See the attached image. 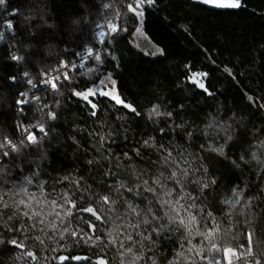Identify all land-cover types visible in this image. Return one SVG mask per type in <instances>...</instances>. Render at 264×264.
<instances>
[{
	"label": "trees",
	"instance_id": "trees-1",
	"mask_svg": "<svg viewBox=\"0 0 264 264\" xmlns=\"http://www.w3.org/2000/svg\"><path fill=\"white\" fill-rule=\"evenodd\" d=\"M129 2L6 0V13L15 12V15L7 19L13 28L5 31L4 39L0 38V137L6 135L18 143L23 135L17 125L41 120V110L44 113L55 111L57 119L48 121L47 116L43 117L41 122L47 121L46 126L54 127L55 131L49 132L42 146L29 145L20 153L0 161L5 168V172L0 173V189L15 191L23 185L29 193L40 198L38 183L44 182V203L37 206L33 202V207L44 214L62 212L53 209L48 202L59 201L64 192L75 200L83 189L84 198L77 201V206H87L95 203L98 195L114 191L112 186L117 183L116 177L104 176L109 168L121 178H127L129 183L132 164L138 171H158L153 163L157 160V153L142 148L140 144L142 139L152 136L166 146L171 144L185 154L192 153L193 167L203 165L208 168L206 174L196 172L190 181L201 176L205 182L216 179L217 183L203 194L195 184L189 183L188 190L200 198L197 201L199 206L206 205L213 211L219 231L212 237V242L221 250L211 248L209 241L198 236L189 244L184 238L186 233L181 234L183 229L171 233L169 240L159 242L152 251H149L147 241L140 249L138 243L124 238L131 229L120 227L116 231L123 223L117 216L126 211L122 201L116 205L118 212L108 213V206H104L100 214L107 213L111 219L102 224L90 214L74 210L63 224L55 215H47L41 217L45 218V223L40 225L37 218L29 220L22 214L28 209L23 206L16 209L12 200H8L9 208L0 217V240L5 241L0 244V264H61L60 256L87 257L93 264L97 258L106 259L107 264H132V254L125 252L129 245L133 246L134 253L139 250L144 254V258L136 260L135 264H152L153 257L156 264H169L170 261L172 264H216L217 260L226 264L223 247L233 248L240 258L232 264H255L256 260L264 264V164L252 158L255 153L264 160V148L260 147V142L264 141V108L260 107L264 104V0H242L246 6L236 11H216L189 0H156L151 9L144 8L142 31L145 40L154 49H162L163 55H152L151 51H145L146 44L137 43L133 33L140 21L127 11ZM117 12L121 14L119 19H116ZM5 18L0 14V33ZM110 21L127 31L104 38L110 55H100L102 63L91 59L83 69L69 74L71 81L62 78L58 84L59 92L41 87L42 73H50L62 60H69L87 46L96 47L99 43L97 29H109ZM13 56L23 59L15 61ZM185 65H190L192 71L208 73L203 82L213 95L205 94L187 80L190 72ZM225 68L231 70V75ZM25 72L29 73L28 77L24 76ZM107 74L116 80V90L141 112L140 117L114 106L108 98H99L100 111L92 117L90 107L72 95L73 88L83 91ZM29 78L36 87L28 84ZM21 92L28 93L26 98L30 100L22 106L16 103L17 99H24L19 96ZM248 96L255 102H250ZM34 97L39 100L31 102ZM57 101L58 108L55 107ZM45 104L51 109L44 108ZM153 104H160L162 111H172L175 123L166 122L163 117L155 122L147 119L144 113ZM20 107L23 112L18 110ZM176 124H184V128H176ZM209 124L213 127L208 128ZM169 125L175 131L168 133ZM161 127L166 132L163 137L157 131ZM79 129L101 133L111 130L115 139L111 144L113 159H104L108 154L88 136L87 131ZM187 131H192L190 138H186ZM228 134L233 138L227 143V158L202 151L199 147L204 145L207 148L209 143L220 146ZM73 136L79 145L73 141ZM134 148H140V157L135 156ZM125 152L132 161L124 157ZM115 157L121 159L117 161ZM89 159L99 163L88 165ZM117 163L121 167L117 168ZM33 173L39 175L33 176ZM65 176L82 177L81 189L63 180ZM26 177H32L33 183L27 184ZM234 188L243 191V199L229 216L226 214L229 209L223 201L235 200L231 196ZM21 198L27 199L22 194L13 197L17 201ZM248 200L252 201L251 205L244 207ZM8 215L13 218L8 220ZM89 219L96 224L102 241L93 238L88 243L83 240L77 243L79 236L74 239L67 234L60 239L59 234L64 228L87 232L84 221ZM33 223L37 224L35 228L31 227ZM51 223L56 224L55 229L48 226ZM21 226L23 230H20ZM40 228L44 231L41 232ZM248 230L253 233L250 246L253 255H248ZM108 232L119 236L117 244L108 243ZM10 239L22 241L25 248L10 245L7 243ZM119 240L124 241V249L120 248ZM193 245L201 248L199 254L195 249L188 251ZM26 251L34 252L36 259L22 255ZM179 252L184 256H178ZM63 264H69V261ZM71 264H87V261L72 260Z\"/></svg>",
	"mask_w": 264,
	"mask_h": 264
},
{
	"label": "snow or ice",
	"instance_id": "snow-or-ice-1",
	"mask_svg": "<svg viewBox=\"0 0 264 264\" xmlns=\"http://www.w3.org/2000/svg\"><path fill=\"white\" fill-rule=\"evenodd\" d=\"M199 2L225 10H236L246 6L243 4L242 0H199ZM155 3L156 0H130V2L127 3V11L131 12L133 16L138 18L140 21V26L135 29L133 36L139 35L144 37V33L142 31L144 6H154ZM5 4L6 0H0V7L5 6ZM106 7H110V5H107ZM13 15H15V13H13ZM120 15L121 14L117 12L116 19H119ZM108 26L113 34L118 33L119 31H127L126 28H121L120 25L112 23L111 21L109 22ZM6 27L8 29H12L13 24L9 21ZM98 35L101 37L100 43H104L103 37L107 35V33L101 31ZM0 38H3L2 33H0ZM86 51L89 58L102 63L100 54H94L92 47H88ZM151 54L163 55V50L157 47ZM76 55L83 57L84 53H77ZM13 59L22 60L23 57L13 56ZM113 59H115V57H113ZM80 67H83V65H80ZM185 67L190 72V75L187 76V80L199 89L203 90L205 94L209 96L213 95V93L209 91L208 87H206L205 83L203 82V78H206L208 73L192 71L190 65H185ZM76 68L77 65L74 61L62 60L58 68L52 69V71L59 72L60 74L52 77L49 75V73L44 72L42 73V76L46 78L42 79L40 83L49 84L53 91L59 92L60 89L57 85V81H60L61 76H63L64 80L71 81L68 71H61V69H71L75 71ZM224 70L231 75L230 69L225 68ZM24 76L28 77L29 73L25 72ZM12 79H15V77H12ZM27 82L33 87H36V85L33 84L31 78H29ZM109 84L111 87H109ZM72 95L79 98L82 102H85L86 105L90 107L89 115L92 117H96L97 112L100 111L98 106L101 103V100L99 98H108L109 101L114 102V106H120L134 116H141V112L137 109V107L128 102L126 98H124L116 90V80L112 78L111 74L101 77L97 82L93 83L83 91H77L75 88H73ZM19 96L24 97V99H17L16 103L18 105L22 106L29 103V100L26 98L28 93L21 92L19 93ZM34 99L39 100V97H34ZM247 99L250 102H255L251 96H248ZM59 106L60 104L57 101L55 107L58 108ZM43 107L51 109V106L47 104H45ZM180 107L182 108L183 105H180ZM260 107L264 108V104H261ZM18 110L23 112V107H20ZM41 112V120H37L35 123H30L28 125H17L21 131V134L23 135V139H20L18 143L14 142L13 139H10L6 135L0 137V161L10 157L12 154L20 153L23 148H26L29 145L42 146L49 132L55 131L54 127L46 126L47 121H41L43 120L44 116H47L48 121H55L57 119L56 112L52 110H49L47 113H44L42 110ZM101 114L103 113L101 112ZM144 116L149 120H154V122L163 117L166 122L171 121L173 124L175 123L173 112L162 111L160 104H153L152 107L144 113ZM175 127L184 128V124H176ZM207 127L212 128L213 124H209ZM79 131H87L88 136L94 138L98 142L100 149H103V151L108 154L104 156V159H113L111 144L115 143V139L111 130H109L107 133L88 131L87 129H79ZM157 131L160 132L162 137L166 134L165 128L163 127L157 129ZM172 131H175V129L169 125L168 133H171ZM203 134L207 136V132H204ZM191 136L192 131H187L186 138H190ZM232 138V135L228 134L224 137L225 143L221 144L220 146H216L214 143H209L207 148H205L204 145H200L199 147L202 151L215 153L218 156L227 158L226 147L228 141L232 140ZM72 139L75 143H77V145H79V141L76 140L75 136H73ZM140 144L142 148L151 149L153 152L157 153V160L153 163L155 164V167L158 171H138L135 165L132 164L130 169L131 183H129L127 178H121L115 171L109 168L105 170L104 176L116 177L117 183L112 186L114 191H110L108 194L98 195L95 203H90L87 206L81 207L77 206V201H82L85 195V191L81 189V180L83 178L81 177L79 179H75L65 176L63 177V180L69 181L77 189H81V194L76 196V199L74 200L72 199V195H70L68 192H64L60 195L59 201L57 199H53L48 202L53 209H61L62 212L54 211L47 214H44L42 211H38L33 207V202L37 206H40L44 203V182L38 183V187L41 189L40 198L36 197L34 193H29L28 188L23 185L15 191L9 190L8 192H5L4 190L0 189V217L4 215V210L9 208L8 200H12V206L14 208L19 209L20 206H23L24 208L28 209V211H24L22 214L25 217H28L29 220L33 219V217L37 218V223L40 225L45 223V218L47 215H55V217L60 220L61 224H63L64 219L66 217L72 216L74 210L80 214H90V217L102 224L105 220L111 219L107 213L103 216L100 214L102 211H104V206H108V213L118 212L116 205L122 201L123 204L126 205V211L123 213V215L117 216V219L123 221V223L117 226L116 231L118 232L120 227L131 229L132 231L128 232L124 238L128 241H132L134 244L138 243L140 249L145 247L144 242L147 241L149 245V251H152V249L156 247L159 242L169 240L171 233L179 232L181 229H183L181 234L184 235L186 233L184 238L189 244H191L193 238L198 236L204 241H209V243H211V248L220 251V247L216 243L212 242V237L217 231H219V225L216 222L213 211L210 208H207L206 205L199 206L197 201L200 198L192 195V192L188 190L189 183L195 184L199 188L200 193L203 194L206 190L210 189L217 183L215 178L205 182L203 176L196 177L191 181L189 180V178L193 177L196 172H202L206 174L208 172V168L204 167L203 165L193 167L195 161L191 158L193 156L192 153L185 154V152L181 151L177 147H173L171 144L166 146L162 140L157 142L155 137L149 136L148 138L142 139ZM260 147L264 148V141L260 142ZM94 150L99 151V149ZM133 152L135 153V156H141L140 148H134ZM123 155L129 161H132V157L129 156L128 152H125ZM252 158L256 159L258 163L264 164V160H260L255 153L252 154ZM115 159L119 161L121 158L115 157ZM201 159H203V157H201ZM208 159L211 160L212 156L209 155ZM243 159L244 157L241 156V160ZM96 163L99 162L95 159H89L87 161L88 165H93ZM232 163L235 162L232 161ZM116 167H121V164L117 163ZM262 171H264V169H262ZM3 172H5V168L3 164L0 163V173ZM38 175L39 173H33V176ZM25 179L27 184L33 183L32 177H26ZM21 194L24 197H27V199L21 198L18 201L13 199V197ZM231 196L235 197V200L226 199L223 201V203L229 209V211L226 213L229 216L232 215V210L236 209L240 205L241 199H243V191H237L234 188L232 190ZM202 203L203 202L201 200V204ZM251 203V200L246 201L244 207H248L251 205ZM42 216L45 218H41ZM198 217L201 219L198 220ZM12 218V215H8V220H11ZM80 219L83 220V215L80 216ZM84 223L88 229L87 232L70 231L69 228H64L59 234L60 239H64L65 235L67 234L74 239L79 236L80 239L76 241L77 243H79L81 240H83L85 243H88L89 241H93V238H95V241H102L103 238L100 234H98L99 230L97 229L96 224L92 223L91 219L85 220ZM36 226V223L31 225L32 228H35ZM48 226L53 229L56 228L55 223H51ZM201 227H203V230H201ZM20 230H23V226H21ZM40 231L43 232L44 229L40 228ZM107 236L109 237L108 243H111L112 245L117 244L119 239L118 235L113 236L112 232H108ZM246 236L249 244L248 255H253L250 247L252 244V231H246ZM85 237H87L86 240ZM135 237H138L139 239L137 240ZM36 239L39 240L40 237L37 236ZM3 243H5V241L0 240V244ZM7 243L16 248H25L23 242H18L16 239H10L7 241ZM41 243H43L42 240ZM119 246L121 249H124L123 240H119ZM181 247H183V245H181ZM193 249L196 250L197 254L201 252V248H198L195 245L189 248L188 251L192 252ZM125 252L132 254V264H135L136 260L144 258L143 252H139V250L137 253L133 252L132 245H129L125 249ZM223 253L226 264H232L231 257L236 256L235 250L231 247H223ZM22 255L36 259V255L32 251H26L22 253ZM177 255L184 256V253L179 252ZM151 259L152 264H156L155 258L153 257ZM185 259H187V257H185ZM59 260L61 264H63V262L66 260L69 261V264H71L72 260H86L87 264H93V261H91L89 258L80 256H74L71 258L60 256ZM95 264H107V261H105L103 258H97ZM169 264H172V262L170 261ZM216 264H221V261L217 260ZM255 264H260V260H256Z\"/></svg>",
	"mask_w": 264,
	"mask_h": 264
},
{
	"label": "built area",
	"instance_id": "built-area-1",
	"mask_svg": "<svg viewBox=\"0 0 264 264\" xmlns=\"http://www.w3.org/2000/svg\"><path fill=\"white\" fill-rule=\"evenodd\" d=\"M144 8H149V9H151L152 8V6H148V5H145L144 6ZM7 11H6V7L5 6H3V7H0V14H3V15H5V19L6 20H4L3 21V30H2V34H3V38H1V39H4L5 38V31H7V30H11V29H8L7 27H6V25H7V23L9 22L7 19L9 18V17H11V16H14L13 15V13H15V12H8V13H6ZM101 31H103V32H105V33H107V35H105L104 37H103V40H104V38L107 36H112V35H114L112 32H111V29L109 28V29H104L103 27H99L98 29H97V32H96V35H97V38L99 39V43H98V45L96 46V47H92V46H87L83 51H77L69 60H67V61H74L75 62V64L77 65V68H76V70L75 71H78V70H81V69H83L85 66H86V64H87V62L89 61V60H91L92 58H89L88 57V54H87V51H86V49L88 48V47H92L93 48V51H94V54L95 53H98V54H100V55H105V56H109L110 55V49L106 46V44H105V42L104 43H100V39H101V37L98 35ZM116 34V33H115ZM77 53H84V55H83V57H81V56H79V55H76ZM15 61H18V60H15ZM60 65V64H59ZM59 65L56 67V68H58L59 67ZM80 65H83V67H80ZM61 71H68V73L70 74V73H72V72H75V71H73V70H71V69H61ZM60 73L59 72H56V71H51L50 73H49V75L50 76H52V77H55V76H57V75H59ZM46 77H44L43 79H45ZM63 78V76H61V79H60V81H57V85L59 84V83H61L62 82V79ZM41 87L42 88H51V86L49 85V84H43V83H41ZM30 101V100H29ZM34 101H36V99H32L31 100V102H34ZM232 263H236L237 261H239V257L238 256H233L232 258Z\"/></svg>",
	"mask_w": 264,
	"mask_h": 264
},
{
	"label": "rangeland",
	"instance_id": "rangeland-1",
	"mask_svg": "<svg viewBox=\"0 0 264 264\" xmlns=\"http://www.w3.org/2000/svg\"><path fill=\"white\" fill-rule=\"evenodd\" d=\"M136 40H137V43L139 44H146V48H145V51H151L153 52L155 49L145 40L144 37H141L139 35L136 36ZM109 87H111V85L109 84Z\"/></svg>",
	"mask_w": 264,
	"mask_h": 264
},
{
	"label": "water",
	"instance_id": "water-1",
	"mask_svg": "<svg viewBox=\"0 0 264 264\" xmlns=\"http://www.w3.org/2000/svg\"><path fill=\"white\" fill-rule=\"evenodd\" d=\"M189 1H191L193 4L200 5V6H204V7H207V8L213 9V10H216V11H236V10H239V9H236V10L218 9V8L212 7L210 5H205V4L201 3V2H199V0H189ZM96 260L97 259L94 260V263H95ZM104 260L107 261L106 259H104Z\"/></svg>",
	"mask_w": 264,
	"mask_h": 264
}]
</instances>
